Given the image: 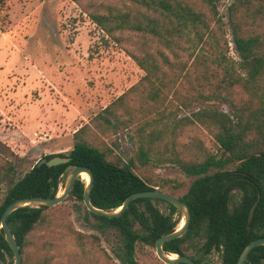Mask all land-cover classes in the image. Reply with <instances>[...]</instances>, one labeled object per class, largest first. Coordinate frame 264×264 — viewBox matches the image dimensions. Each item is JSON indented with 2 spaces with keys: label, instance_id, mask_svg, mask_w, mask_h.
Instances as JSON below:
<instances>
[{
  "label": "trees",
  "instance_id": "16d2710c",
  "mask_svg": "<svg viewBox=\"0 0 264 264\" xmlns=\"http://www.w3.org/2000/svg\"><path fill=\"white\" fill-rule=\"evenodd\" d=\"M71 1L80 4L83 0ZM120 1L123 8L89 0V19L111 38L118 39L117 32L131 31L142 36V45L149 39L163 48H157L155 53L148 49L141 55L129 53L144 71L146 99L154 104L127 108L124 93L101 114L107 124L116 127L127 124L118 115L119 108H126L128 123H133L139 114L142 122L135 130L137 151L128 160H115L102 149L77 141L68 154L44 157L67 155L68 163L89 167L93 174L90 201L98 208H118L127 195L156 187L179 197L189 206L190 223L182 236L166 241L163 249L169 254L186 255L185 243L195 237L200 242L199 256H186L196 264H204L213 252L219 254L220 264H235L248 242L264 237V0H230L226 7L230 44L237 60L228 54L229 42L217 9L221 0H200L211 12L213 23L187 0ZM220 101L228 104L229 112L214 105ZM184 110L191 111L178 116ZM190 125L208 129L217 142V152L198 145L200 156L194 153L183 158L175 148L169 155L155 149L163 141L167 148L173 147L181 129ZM155 161H168L186 176L194 177L181 196L174 194L167 182H154L135 171L136 163L146 166ZM68 163H35L14 179V164L0 161V217L15 199L54 197L63 188L62 173ZM6 178L8 185L2 193L1 184ZM84 187L85 182L77 178L66 199H73L76 210L82 207L84 216L92 217L94 228L109 238L111 251L120 264H138L137 247L154 246L157 238L174 231L182 218L170 203L147 197L131 201L119 217L100 216L84 206ZM158 202L166 203L168 211H162ZM47 209L43 205L23 206L7 217L20 247L21 264H54L56 255L50 253L55 248L54 240L35 238L38 228H45L49 236L53 234L50 218L44 212ZM89 237L92 245L98 243V235ZM30 246L35 247L33 251H29ZM76 255L85 257L82 245ZM7 257L13 254L0 233V264H12ZM244 264H264V245L251 249Z\"/></svg>",
  "mask_w": 264,
  "mask_h": 264
},
{
  "label": "rangeland",
  "instance_id": "374dc122",
  "mask_svg": "<svg viewBox=\"0 0 264 264\" xmlns=\"http://www.w3.org/2000/svg\"><path fill=\"white\" fill-rule=\"evenodd\" d=\"M187 1L213 23L211 12L200 0ZM229 1H219L217 9L229 42L228 54L237 60L225 16ZM102 2L124 7L120 0ZM88 3L89 0L80 4L71 0H0V161L14 164V179L48 154H68L77 141L88 142L115 160H128L137 151L135 130L142 122L139 114L133 123H128L130 115L126 108H119L118 115L127 123L119 127L107 124L101 114L124 93L127 108L154 104L146 99L144 71L129 53L141 55L147 49L155 53L157 48H163L149 39L142 45V36L131 31L117 32L118 39L107 36L89 19ZM214 105L230 111L222 101ZM191 110L179 111L178 116ZM198 145L207 151L218 150L208 129L190 125L181 129L173 147L167 148L163 141L155 149L169 155L175 148L183 158H188L194 153L200 156ZM135 171L154 182H167L177 196L194 179L168 161L146 166L136 163ZM82 179L86 181V177ZM7 185L8 178L1 184L2 193ZM76 203L65 199L48 207L44 212L50 218L53 234L49 236L45 228H38L35 238L54 240L55 248L50 250L56 255L54 264H120L111 251L109 238L94 228V220L84 216L82 207L79 211L75 209ZM157 206L168 211L166 203L158 202ZM90 234L98 235V243L91 244ZM81 245L84 258L76 255ZM185 245L186 255L199 256L200 242L195 237L189 238ZM34 248L30 246L29 251ZM136 257L138 264H165L150 245H139ZM7 259L13 264V257ZM204 264H220L219 254L211 253Z\"/></svg>",
  "mask_w": 264,
  "mask_h": 264
},
{
  "label": "water",
  "instance_id": "95a60500",
  "mask_svg": "<svg viewBox=\"0 0 264 264\" xmlns=\"http://www.w3.org/2000/svg\"><path fill=\"white\" fill-rule=\"evenodd\" d=\"M69 161H70V157L67 155L66 156L54 155L49 159H47L46 157L40 158L36 162V165L40 166L41 164H46L47 166H55L58 164L68 163ZM83 173H86L88 175V181H85V187L82 194V201L86 209L94 214H98L100 216H104L107 218L119 217L128 208L131 201L137 198H144V197L161 199L173 205L181 213L182 220L174 231H171L169 233H164L157 238L154 244L155 253L157 257L165 264H175L180 262L185 264H196L190 257L186 255L178 256L175 254L176 257H174L170 255L171 253L169 254L163 249V244L166 241L182 236L189 226L191 213L186 201L168 192L155 188L144 191H136L127 195L126 198L123 200L121 206L115 209H102L95 207L90 201V193L93 186L92 171L89 167L85 165H77L74 163H68L64 168V171L62 173L63 188L59 191L60 193L58 192L54 197L30 196V197L18 198L12 201L11 203H9L2 212L0 217V233L2 234L5 242L7 243L13 254V258H14L13 264H21L22 257L20 253V247L17 244L10 230V227L7 223L8 215L12 211L21 208L23 206L43 205V206L51 207L63 202L70 193L75 180L79 177L82 179L81 175ZM228 184L229 182L225 185V187ZM258 200H259V194L256 201L253 203V205L250 208L248 215V223L251 221L254 215V211L258 203ZM260 245H264V237H259L248 242L243 247L235 264H244L248 258V254L251 251V249Z\"/></svg>",
  "mask_w": 264,
  "mask_h": 264
},
{
  "label": "bare ground",
  "instance_id": "6f19581e",
  "mask_svg": "<svg viewBox=\"0 0 264 264\" xmlns=\"http://www.w3.org/2000/svg\"><path fill=\"white\" fill-rule=\"evenodd\" d=\"M81 176L86 177V181H88V175L86 173H83Z\"/></svg>",
  "mask_w": 264,
  "mask_h": 264
}]
</instances>
